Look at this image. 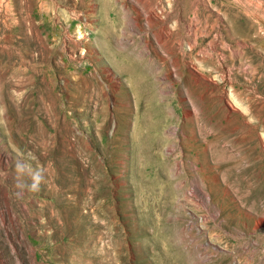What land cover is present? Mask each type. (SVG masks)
<instances>
[{
  "label": "rangeland",
  "instance_id": "rangeland-1",
  "mask_svg": "<svg viewBox=\"0 0 264 264\" xmlns=\"http://www.w3.org/2000/svg\"><path fill=\"white\" fill-rule=\"evenodd\" d=\"M4 3L0 264H264V0Z\"/></svg>",
  "mask_w": 264,
  "mask_h": 264
},
{
  "label": "clouds",
  "instance_id": "clouds-1",
  "mask_svg": "<svg viewBox=\"0 0 264 264\" xmlns=\"http://www.w3.org/2000/svg\"><path fill=\"white\" fill-rule=\"evenodd\" d=\"M35 161V163L33 162ZM12 164L15 172V186L19 190L18 195L25 192L38 193L46 184V168L34 156H22L13 158Z\"/></svg>",
  "mask_w": 264,
  "mask_h": 264
},
{
  "label": "bare ground",
  "instance_id": "bare-ground-1",
  "mask_svg": "<svg viewBox=\"0 0 264 264\" xmlns=\"http://www.w3.org/2000/svg\"><path fill=\"white\" fill-rule=\"evenodd\" d=\"M1 4L4 5L5 0H0ZM3 7V6H2Z\"/></svg>",
  "mask_w": 264,
  "mask_h": 264
}]
</instances>
